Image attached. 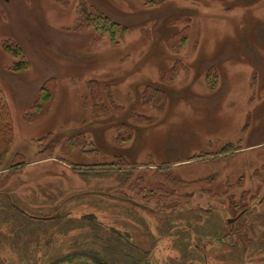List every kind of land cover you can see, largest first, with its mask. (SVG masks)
Returning a JSON list of instances; mask_svg holds the SVG:
<instances>
[{
    "label": "rangeland",
    "instance_id": "rangeland-1",
    "mask_svg": "<svg viewBox=\"0 0 264 264\" xmlns=\"http://www.w3.org/2000/svg\"><path fill=\"white\" fill-rule=\"evenodd\" d=\"M86 1L127 33L114 43L91 26L77 29L80 0H0V87L13 125L0 169V264H93L89 255L109 264H205L200 250L221 244L242 192L253 211L234 229L253 221L254 231L237 243L221 240L234 247L206 252L208 264H231L264 247V200L257 202L264 198V0ZM175 19H187L189 29L185 45L170 50L166 39L182 27ZM5 41L21 48L27 69L9 70L19 59ZM174 63L164 84L161 75ZM48 79L56 82L51 107L26 122ZM91 80L105 90L96 102ZM147 85L165 91L160 104L143 105ZM95 104L107 113L96 117ZM132 114L148 121L118 146L115 126ZM79 132L95 152L61 151L60 142ZM48 134L57 146L45 154L37 140ZM227 144L240 149L217 156ZM200 155L208 159L192 160ZM120 156L129 177L80 174ZM167 164L161 181L154 171ZM138 176L153 195L143 198ZM176 177L191 184L175 188ZM176 250L186 254L180 262Z\"/></svg>",
    "mask_w": 264,
    "mask_h": 264
},
{
    "label": "trees",
    "instance_id": "trees-1",
    "mask_svg": "<svg viewBox=\"0 0 264 264\" xmlns=\"http://www.w3.org/2000/svg\"><path fill=\"white\" fill-rule=\"evenodd\" d=\"M56 1L62 5H67V0H53ZM164 0H154L150 1L149 5L154 6L159 4ZM80 12L79 16L77 18V29H81L87 26H91L95 31L101 34V36H108L109 39L112 42H116L119 39L127 33V30H129L127 27L112 21L109 17L105 16L104 14L100 13L99 10L90 3H88L86 0H80ZM188 20H182V19H175L172 21V24H176L178 26H182L181 29L174 33L172 36L168 37L165 41V44L168 49L175 50L180 46H184L187 40V34H188ZM186 23V25H183ZM3 49L10 54L13 58L19 59L18 62L14 63L12 66H10L9 70L11 72H20L28 68V63L24 60V54L21 50V48L16 45L12 41H5L2 45ZM178 64L174 63L172 67H170L167 71H165L161 75V80L164 84L169 83L173 80L176 69ZM218 75L216 73V69L214 67H211L208 69L206 73V83L210 87H214L217 83ZM88 87L90 90L91 98L93 101H98L101 99V92L104 90L102 89L101 85L96 82L95 80L88 81ZM109 93V88L104 87ZM105 91V90H104ZM56 92V82L54 79H48L45 80L44 83L40 86L38 90L37 97L35 101L33 102L32 106L30 107L29 111L24 115V120L26 122H33L40 118L41 116L45 115L49 108L52 105L54 96ZM142 99H143V105L145 104H152L157 105L160 104L165 99V91L157 86H150L147 85L142 93ZM93 112L96 117H99L101 115H104L107 113V108L103 104H95L93 105ZM130 123L127 124H117L115 126L116 130V136L114 138V142L116 145H125L129 143L132 140L133 134H134V125H140L145 124L148 121V118L142 115H135L132 114L129 116ZM52 136L48 134L45 137L40 138L37 140L38 146H42L43 148L42 152L45 154H49L52 152L54 147L57 146V141L53 142ZM52 141V142H49ZM13 144V125L11 120L10 111L7 107L4 93L0 87V169L4 166L5 159L12 147ZM60 149L64 152H69L75 149L81 150L83 153H92L95 152V147L93 146L92 142H88L86 136L83 133H77L64 141L60 142ZM240 149L239 147H236L232 144H227L219 151L217 156H223L227 154H232L236 150ZM20 155L18 154L15 159H19ZM200 158H205L206 155H200L192 160H197ZM78 165H75L74 170L77 169ZM95 166V165H94ZM20 167L17 165L15 168ZM131 167L130 164L122 157H117V161L115 163H106V164H97L95 167H88V169L85 170V172L80 173L82 176H99V175H105L109 173H117L118 175H121L122 173L125 174V176L129 177L130 172L132 170L129 168ZM169 169L170 165H162L154 171V174L157 175L161 181L168 180L169 175ZM136 184L135 187H139L138 190L142 189L145 191V194L143 195V198H148L149 195H153L155 191L153 190H147L145 186V182L141 176H138L135 178ZM164 179V180H163ZM173 186L175 188H181L185 187L191 183H187L182 179L179 178H172ZM171 180L169 183H171ZM139 182L142 183L139 184ZM167 183V182H166ZM149 193H147V191ZM46 220V219H45ZM84 252L81 253V256H88L83 255ZM91 258L94 259L92 261L93 264H109L103 260L104 258L102 256H91ZM67 258H70V256H65L60 258L61 260H66ZM58 260L60 262L61 260ZM72 259V258H71Z\"/></svg>",
    "mask_w": 264,
    "mask_h": 264
},
{
    "label": "flooded vegetation",
    "instance_id": "flooded-vegetation-1",
    "mask_svg": "<svg viewBox=\"0 0 264 264\" xmlns=\"http://www.w3.org/2000/svg\"><path fill=\"white\" fill-rule=\"evenodd\" d=\"M230 195V194H229ZM255 196V195H254ZM254 196H250V201H254L256 198H254ZM264 200V198H259L257 199V202H262V200ZM247 198L246 196H244V193L242 192V199L240 201H242L243 203H238L235 204L234 206L231 205L232 207V213H233V219L230 220V224L228 227H227V230H225L224 232L221 233V235L219 236L221 240H225L227 238H231L233 239L234 241L239 237L240 239H243V238H246L247 237V234L245 232H248V231H254L253 228L256 224H253V221L252 223H249V224H244V225H241L239 228L240 229H234V224L238 221H241L243 220V218L245 216H247L250 212L253 211V208H248L249 207V202H246ZM233 200H229V203L232 202ZM264 224V223H263ZM244 233V234H242ZM238 236V237H236ZM231 239H229L231 241ZM220 241L221 244L218 243V246H208V247H205L203 248V250H200V254L202 255V259H204L206 261L205 264H208V261H209V254H216V252H214L216 249H220V248H223V249H226L229 253L230 249L228 247H234V246H228V243H224L225 241L227 242L228 240H225V241ZM236 243L239 242V241H235ZM209 243V242H208ZM137 250L138 249H142V248H139V247H135ZM195 249H199V248H195ZM206 252H209V254H207ZM144 253V252H143ZM217 254H219V252H217ZM216 254V255H217ZM223 254V253H221ZM173 255L175 256V261L176 262H180L181 259H183L185 257V253H182L179 252L178 250H176ZM128 260H131V262H134L136 263L137 261H134V259H130L132 257H126ZM217 258V256H216ZM216 260H219V257L218 259ZM234 261H231V264H264V247H256L255 249H253L251 251V253L249 255H245L244 257L240 258L239 257V260L238 258H235V259H232ZM140 264H147V263H144V262H141V259L140 261H138ZM217 262V261H215ZM219 264H224L222 261H218Z\"/></svg>",
    "mask_w": 264,
    "mask_h": 264
},
{
    "label": "water",
    "instance_id": "water-1",
    "mask_svg": "<svg viewBox=\"0 0 264 264\" xmlns=\"http://www.w3.org/2000/svg\"><path fill=\"white\" fill-rule=\"evenodd\" d=\"M56 216H54L53 218H55Z\"/></svg>",
    "mask_w": 264,
    "mask_h": 264
},
{
    "label": "crops",
    "instance_id": "crops-1",
    "mask_svg": "<svg viewBox=\"0 0 264 264\" xmlns=\"http://www.w3.org/2000/svg\"><path fill=\"white\" fill-rule=\"evenodd\" d=\"M37 90H38V88H37Z\"/></svg>",
    "mask_w": 264,
    "mask_h": 264
}]
</instances>
